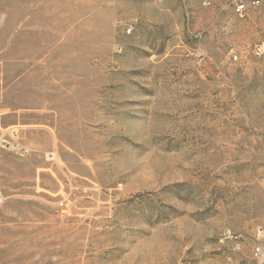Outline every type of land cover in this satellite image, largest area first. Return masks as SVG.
<instances>
[{"label": "rangeland", "instance_id": "rangeland-1", "mask_svg": "<svg viewBox=\"0 0 264 264\" xmlns=\"http://www.w3.org/2000/svg\"><path fill=\"white\" fill-rule=\"evenodd\" d=\"M205 1L0 0V264H257L264 0Z\"/></svg>", "mask_w": 264, "mask_h": 264}, {"label": "built area", "instance_id": "built-area-1", "mask_svg": "<svg viewBox=\"0 0 264 264\" xmlns=\"http://www.w3.org/2000/svg\"><path fill=\"white\" fill-rule=\"evenodd\" d=\"M261 0H240L237 3V11L243 15L249 7H255L260 4ZM206 4L210 3V0L205 1ZM256 55L260 56L263 52L261 48L255 51ZM234 58L238 59V55L234 54ZM224 236L232 242L233 250L240 252L247 246V240L242 234H239L232 229H226ZM251 257L257 264H264V229H259L255 234L251 243ZM228 264H248L245 260L230 261Z\"/></svg>", "mask_w": 264, "mask_h": 264}]
</instances>
